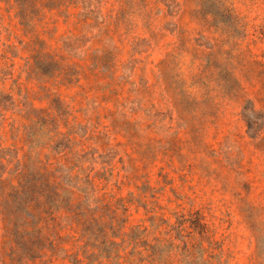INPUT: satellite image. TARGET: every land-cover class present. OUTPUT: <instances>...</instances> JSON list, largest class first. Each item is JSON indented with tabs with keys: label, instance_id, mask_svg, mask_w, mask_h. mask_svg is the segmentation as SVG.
<instances>
[{
	"label": "rangeland",
	"instance_id": "374dc122",
	"mask_svg": "<svg viewBox=\"0 0 264 264\" xmlns=\"http://www.w3.org/2000/svg\"><path fill=\"white\" fill-rule=\"evenodd\" d=\"M0 89V264H264V0H0Z\"/></svg>",
	"mask_w": 264,
	"mask_h": 264
},
{
	"label": "trees",
	"instance_id": "16d2710c",
	"mask_svg": "<svg viewBox=\"0 0 264 264\" xmlns=\"http://www.w3.org/2000/svg\"><path fill=\"white\" fill-rule=\"evenodd\" d=\"M4 96H5V92L0 89V99ZM12 125H14V123H12ZM72 179H74V177H72ZM48 185H51V186L56 185L57 189L59 190V193H61L60 190H62V192H64V197L69 200L71 199L72 191H70V187H67L64 184L62 185L61 181H57L56 179H54V182H52V184L49 183ZM41 194H44V191H42ZM63 206L65 205L61 204L60 207H63ZM68 209L74 212L75 219L78 222V227H80L79 230H77V232L80 234L78 239H81L84 237L85 239H87V242L85 244L79 245V249H82L83 253L89 252V249L87 246L89 244H93L94 240L103 239L102 243L104 245H108L105 248L109 247L108 250L110 251V254H109L110 257H111L112 252L116 251V253H114L113 255V257L116 260V264H140L141 262H144V261H147L148 264H153L156 260H158L161 264L165 262L163 255H161L162 249H160L158 244L156 243L151 244V243H148L145 239H143L145 229H140L139 225L134 226L130 232L125 233L126 235H128L127 238H123L120 242L113 241V240L107 239L106 233H101L102 231H98V229L95 226H92L91 221L85 218L86 213L91 209L90 206H86V204H84L83 202H79L75 205V209H73L72 206L68 207ZM1 215L2 216L5 215V209L2 203H0V216ZM26 215L27 216L22 215L21 217L18 218L20 220L18 221L20 222L18 227H20V229H22L23 232L30 233L32 231V233L34 234L37 233L36 236L33 237V239L35 238L34 241L32 239L34 250L39 254V256L46 254L44 250H47V249H50L52 251V254H55L56 253L55 251L58 247V239L62 238L63 236L57 235V238H52L50 236L41 234V230L43 227L39 225V222H40L39 216L29 209H26ZM4 219H7V218L4 217ZM10 233L11 231H8V235H10ZM125 242H128V244L133 245L132 250L126 253H121L119 249L115 250L114 248L115 245L120 247ZM142 243H144L148 251L146 255H141V251L136 250V247H138L139 245H142ZM188 249H189V242L184 241L183 250L187 252ZM93 254L94 252L90 253L89 255H93ZM136 254L139 255L137 262H135V259H134V255ZM79 255H80V250H77V252L75 253V258L77 261L81 260Z\"/></svg>",
	"mask_w": 264,
	"mask_h": 264
}]
</instances>
